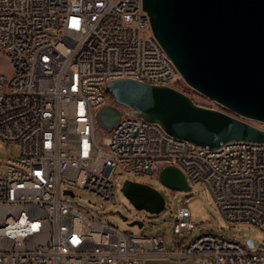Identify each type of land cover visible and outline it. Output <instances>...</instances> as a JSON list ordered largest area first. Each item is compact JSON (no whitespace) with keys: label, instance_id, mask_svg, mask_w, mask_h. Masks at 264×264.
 Masks as SVG:
<instances>
[{"label":"built area","instance_id":"built-area-1","mask_svg":"<svg viewBox=\"0 0 264 264\" xmlns=\"http://www.w3.org/2000/svg\"><path fill=\"white\" fill-rule=\"evenodd\" d=\"M0 52L13 66L11 77L0 73V143L20 148L0 176V264H264V242L253 239V248L213 234L186 244L196 228L186 206L173 213L179 241L170 250L163 234L125 232L63 198L80 189L112 203L118 175L158 178L175 166L192 189L209 191L228 227L258 226L264 236V143L210 149L121 105L101 133L112 81L195 91L155 38L143 0H0Z\"/></svg>","mask_w":264,"mask_h":264},{"label":"water","instance_id":"water-1","mask_svg":"<svg viewBox=\"0 0 264 264\" xmlns=\"http://www.w3.org/2000/svg\"><path fill=\"white\" fill-rule=\"evenodd\" d=\"M143 8L155 38L192 89L264 124V0H143ZM107 90L133 116L159 123L168 134L195 145L217 149L228 142L264 143L263 128L199 105L175 88L122 79L108 83ZM121 117L117 108L106 106L97 113V123L109 133ZM158 180L173 191L192 190L175 166L163 167ZM121 192L139 211L158 215L165 210L164 197L148 184L126 180ZM129 225L143 228L144 222ZM247 243L254 247L252 239Z\"/></svg>","mask_w":264,"mask_h":264},{"label":"rangeland","instance_id":"rangeland-1","mask_svg":"<svg viewBox=\"0 0 264 264\" xmlns=\"http://www.w3.org/2000/svg\"><path fill=\"white\" fill-rule=\"evenodd\" d=\"M0 73L6 77H11L13 74V66L8 56L0 52ZM192 98L197 104L220 109L218 103L203 96L197 91L192 93ZM117 108L123 113L119 104L115 101L110 105ZM130 113L133 110H127ZM246 121L263 128L264 124L251 119ZM102 134H108L104 128L100 127ZM20 155V148L15 144L0 143V176L6 172V162L9 158H15ZM118 183L120 186L117 188L115 201L112 203H103L94 195L75 189L76 196L70 197L63 195L64 199L72 200L81 205L93 218L107 224H111L120 230L136 235L155 236L163 234L166 237L168 248L176 250L179 237L174 233L173 228V213L179 207L186 206L193 218L196 225L195 230L188 235L187 243L199 238L202 235L213 234L216 236H223L237 242L244 244L247 240L253 239L256 245L264 242V236L256 228L248 225H237L228 227L221 214L217 211L209 191L204 186L193 188L191 191H173L166 188L157 177L146 176H125L118 175ZM126 180L133 182L145 183L157 189L165 199V210L158 215L150 214L146 211L137 210L128 198L121 192L123 183ZM66 189V188H64ZM93 210H97L94 212ZM122 215L128 217V222H125ZM142 219L144 227L130 226L129 223ZM147 264H199L194 260H184L177 262L175 260H149Z\"/></svg>","mask_w":264,"mask_h":264},{"label":"bare ground","instance_id":"bare-ground-1","mask_svg":"<svg viewBox=\"0 0 264 264\" xmlns=\"http://www.w3.org/2000/svg\"><path fill=\"white\" fill-rule=\"evenodd\" d=\"M156 130H163V127L159 123H156ZM252 227H254L258 230V226H252Z\"/></svg>","mask_w":264,"mask_h":264},{"label":"flooded vegetation","instance_id":"flooded-vegetation-1","mask_svg":"<svg viewBox=\"0 0 264 264\" xmlns=\"http://www.w3.org/2000/svg\"><path fill=\"white\" fill-rule=\"evenodd\" d=\"M142 220V219H141Z\"/></svg>","mask_w":264,"mask_h":264}]
</instances>
